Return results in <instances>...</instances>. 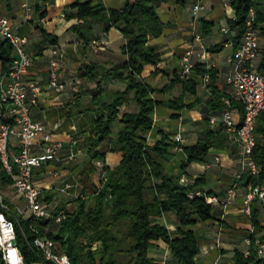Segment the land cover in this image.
<instances>
[{"label": "crops", "instance_id": "1", "mask_svg": "<svg viewBox=\"0 0 264 264\" xmlns=\"http://www.w3.org/2000/svg\"><path fill=\"white\" fill-rule=\"evenodd\" d=\"M73 1L0 0L1 13L12 18L17 33L28 37L26 49L34 62L27 78L40 80L41 93L37 106L32 110V118L45 125L53 139L63 143L58 160L46 162L34 170V181L42 189L44 199L50 197L48 201L45 200L51 215L49 218L54 213L74 209L76 199H83L87 205H91L102 184L101 167L113 168L122 157L121 152L108 151L107 141L95 148L103 153V159H91L87 154L93 138L94 119L100 115V111L94 110L90 103L96 80L83 77L82 71L86 65L93 63L110 66L124 60L125 56L120 51L124 39L115 28L103 32L100 25H94V37L85 45L70 29L78 21L64 16L65 13L74 11L70 8ZM100 1L107 8H121L125 3V0ZM225 1L227 0H166L159 5L157 14L163 30L158 37L148 40L149 45L159 53V60L157 64L144 65L140 74L141 81L154 89L151 97L160 102L154 108L153 123L145 136L146 144L149 147L156 144L162 133L169 134L171 143L169 153L158 155L150 152L151 157L160 164L167 176L178 180L183 177L186 185L217 194L221 198L226 188L235 182L239 171L234 158V145L228 143L224 132V143L211 148L202 162H191L184 168L181 165L186 159L182 147L195 144L203 132L216 128L209 125L205 116L219 112L221 106H215V97H224L228 90L225 77L230 68L228 58L232 53V40L237 31L231 26L227 33L221 31L224 25L230 24L234 16L233 10H226L223 6ZM254 1L264 10V0ZM22 3H27L30 19L25 17ZM195 4L203 6L196 15L192 11ZM41 12L44 13L43 16H40ZM201 18L212 22L210 33L207 36L201 34L203 48L208 53L204 61L195 55L199 48L193 40V32L201 33ZM40 30L57 37L53 46L57 50L61 79L69 83L79 78L81 84L77 92H72L69 86L60 94L47 88L51 46L48 42L41 43ZM94 41L101 44L97 51L92 44ZM260 43L264 49V37L261 35ZM223 48L230 49V52L221 56ZM189 49L193 51L190 56L193 68L188 77L183 79L180 77L181 60ZM4 69L0 62V71ZM204 73L210 74L207 84L203 83ZM101 86L107 91H121L125 88L122 82L115 79H102ZM135 110L131 100L121 107V111ZM176 134L180 135L183 142L176 143L173 140ZM70 152L79 154L73 160H65L64 157ZM216 156L220 158L218 162L214 159ZM0 191L6 194L7 201L13 207L17 205L20 210H24L20 205L21 201L13 195L9 186ZM243 193L240 182L237 196L231 205L225 209L215 206L213 219L197 221L189 227L195 233L199 247L194 258L197 264H235L234 252H241L245 248L243 238L248 235L249 230L253 228L258 236L264 233V212L261 206L258 203L251 206L258 212V226H254L251 215L242 211ZM22 216L28 217L29 214L27 216L23 211ZM157 222L164 225L171 234L179 227L173 211L163 213ZM154 245L148 255L156 264L169 258V250L164 242L156 240Z\"/></svg>", "mask_w": 264, "mask_h": 264}, {"label": "trees", "instance_id": "2", "mask_svg": "<svg viewBox=\"0 0 264 264\" xmlns=\"http://www.w3.org/2000/svg\"><path fill=\"white\" fill-rule=\"evenodd\" d=\"M165 1L125 0L121 8H107L100 0H74L70 4L74 11L64 14L65 18L78 21L70 29L85 45L94 37V25H100L103 32L115 28L123 36L120 51L125 56L124 60L110 66L93 63L86 65L82 71L83 77L96 80L90 103L94 110L100 111V115L94 119L93 138L87 154L91 159H103V153L95 148L107 141L108 151L121 152L122 157L113 168L101 167L102 184L91 205H87L83 199H76L75 208L65 211L58 223L53 218L37 219L31 215L17 217L16 244L25 264L39 262L31 249V241L36 234L58 242L71 264H156L148 255L156 240L164 242L169 250L170 256L164 264H197L194 258L199 247L195 233L189 227L197 221L213 219L215 206L207 204L203 197L188 198V191L195 188L167 176L151 157L150 152L158 155L169 153V134L162 133L161 139L150 147L145 139L153 123L154 108L160 102L151 97L154 89L141 81L140 74L144 65L158 63L159 53L149 45L148 40L162 33L163 24L158 17L157 7ZM230 4L236 18L235 22H230L231 27L237 31L232 40L233 47L240 42L250 9L254 12L252 27L264 37V10L254 0H230ZM43 14L41 12L40 16ZM211 26L212 22L200 19L203 36L210 33ZM40 35L41 43L48 42L53 46L57 42L55 35L44 30H40ZM10 61L11 45L0 39L3 68ZM102 79L118 80L125 88L121 91L104 90ZM220 97H215L216 107L221 106ZM128 100L134 103L135 111H121ZM205 119L208 120V116ZM254 132L256 145L253 158L260 167V173L257 177L243 174L242 184L264 183V110L256 119ZM223 143L220 128L203 132L195 144L182 147L186 159L181 167L191 162H202L211 148ZM10 184L11 179L6 176L0 163V189ZM48 198L45 197V200L48 201ZM170 211L176 213L179 223L173 234L157 222L163 213ZM251 221L258 226V212L252 208ZM260 236L264 241V233ZM93 243H97L98 247L92 249ZM234 262L264 264V258L257 259L252 248L251 255L246 258L240 251H235Z\"/></svg>", "mask_w": 264, "mask_h": 264}, {"label": "built area", "instance_id": "3", "mask_svg": "<svg viewBox=\"0 0 264 264\" xmlns=\"http://www.w3.org/2000/svg\"><path fill=\"white\" fill-rule=\"evenodd\" d=\"M226 10H233L230 3L223 2ZM25 17L30 19L27 3H22ZM203 9L200 4L192 7L196 15ZM254 12L249 10L246 19V28L237 47L232 46V53L228 58L229 71L225 82L227 92L221 98V107L218 113L208 115L211 127H218L224 132L228 143L234 146V158L239 165L235 182L226 188L221 198L217 194H208L201 189H192L187 193L188 198L203 197L210 206H220L222 209L232 204L237 196L238 183L242 182L243 174L257 177L260 167L253 158V149L256 145L254 127L259 113L264 110V51L260 43L259 32L252 27ZM235 15L231 22H235ZM229 26L224 25L221 31L227 33ZM0 39L11 45V61L6 68L0 71V163L7 177L11 179L10 189L14 196L24 202V210L15 205L16 211L22 215L26 211L37 219L49 218L48 204L43 197L42 189L34 181V170L44 163L58 160L63 149V143L53 139L52 133L39 121L32 118V110L38 104L41 93L39 78L28 79L29 69L33 66V57L27 51L28 37L17 33L12 18L0 11ZM193 40L199 51L197 58L204 61L208 57L207 50L202 45V35L199 31L193 32ZM94 50L101 48V44L94 41ZM51 58L47 66V88L56 94L62 93L67 86L72 92L78 91L81 84L79 78L71 82L61 79L57 50L50 49ZM192 50L185 52L181 60L180 77L185 79L190 74L193 63L190 56ZM203 83L210 81V74L204 73ZM176 143L183 142L179 134L174 135ZM79 153H68L64 159L73 160ZM215 161L220 160L216 156ZM179 183L186 185V179L181 177ZM242 211L251 215V206L258 203L264 212V184L247 182L242 184ZM18 222L17 216L7 201V196L0 191V258L1 264H25L23 254L16 244V228L11 217ZM53 220L58 223L63 218V212L54 215ZM245 248L241 251L243 257H249L252 248L257 259L264 258V241L251 228L243 238ZM97 243L91 245L92 249ZM31 249L36 253L41 264H71L68 255L60 244L53 239L36 234L31 241ZM164 264V263H163Z\"/></svg>", "mask_w": 264, "mask_h": 264}, {"label": "rangeland", "instance_id": "4", "mask_svg": "<svg viewBox=\"0 0 264 264\" xmlns=\"http://www.w3.org/2000/svg\"><path fill=\"white\" fill-rule=\"evenodd\" d=\"M226 2H227V3H230L229 0H227ZM229 52H230V49H228V48H223V49L220 51V55H221V56H224V55L228 54ZM258 137H259V136H257V138H258ZM13 195H14V194H13ZM105 203L108 204V201L106 200ZM20 205H21L22 207H24V202L21 201ZM11 208L13 209V212L15 213V215H16L18 218L23 217L22 215H20V214L16 211V209H15L12 205H11ZM213 208H214V207H213ZM24 212H25V215L28 216V213H27L26 211H24ZM11 219L14 221V223H15V225H16L15 218L12 216ZM122 260L124 261L125 258L122 259ZM165 261H166V259H165V260L163 259V260H161L160 263H157V264H163ZM36 263H37V262H36ZM36 263H32V264H36Z\"/></svg>", "mask_w": 264, "mask_h": 264}]
</instances>
